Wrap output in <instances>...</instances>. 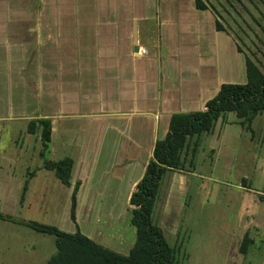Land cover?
I'll return each mask as SVG.
<instances>
[{
	"label": "crops",
	"instance_id": "0c3cea01",
	"mask_svg": "<svg viewBox=\"0 0 264 264\" xmlns=\"http://www.w3.org/2000/svg\"><path fill=\"white\" fill-rule=\"evenodd\" d=\"M222 31L195 0H0V119L51 118L48 158L74 160L66 185L44 167L41 127L34 133L26 127L20 150L0 156V196L14 194L16 207L29 206L37 171H53V189L68 200L66 215L78 184L76 215L93 222L85 231L78 217L81 231L117 249L120 238L106 230L114 227L119 199L132 214L131 195L172 115L205 109L222 83H237L235 72L247 79L245 57L239 64L237 56L222 53ZM226 116L227 132L246 129L235 112ZM216 126L185 139L180 168H193L204 136ZM18 162L25 168L15 177ZM71 222L61 225L74 231ZM256 224L264 228L263 219ZM121 239L130 251L133 242Z\"/></svg>",
	"mask_w": 264,
	"mask_h": 264
},
{
	"label": "rangeland",
	"instance_id": "374dc122",
	"mask_svg": "<svg viewBox=\"0 0 264 264\" xmlns=\"http://www.w3.org/2000/svg\"><path fill=\"white\" fill-rule=\"evenodd\" d=\"M204 1L224 27L222 53L232 59L237 56L238 63L250 56L264 71V0ZM235 76L234 82L247 81L241 77V70ZM29 121L0 119V156L5 158L20 150ZM221 123L218 120L214 134L204 136L193 168L187 166L164 175L153 218L165 230L170 244L177 246L179 264H264V228L256 224L264 221V112L255 118L254 132L240 127L237 134L227 132ZM17 164L15 177L25 168ZM31 169L36 170V166ZM37 172L30 205L16 207V195L0 196V212L71 232L77 230L79 217L84 230H92L93 222L87 220L90 215H76V222L71 211L66 215L68 200L60 189H53L58 179L54 172L45 168ZM119 202L113 214L114 227L106 231L120 238L115 244L121 246L110 248L128 254V244L121 237L134 244L136 229L131 225L132 214L122 199ZM5 205L10 208L4 210ZM71 221L76 224L74 231L61 225L70 226ZM246 234L255 239L244 253L241 244ZM54 239L53 235L0 219V264H46L56 251Z\"/></svg>",
	"mask_w": 264,
	"mask_h": 264
},
{
	"label": "trees",
	"instance_id": "16d2710c",
	"mask_svg": "<svg viewBox=\"0 0 264 264\" xmlns=\"http://www.w3.org/2000/svg\"><path fill=\"white\" fill-rule=\"evenodd\" d=\"M198 9H209L204 0H195ZM218 30H224L219 19H215ZM247 81L244 83H222L218 93L206 102V108L191 112H176L172 115L169 131L165 138L155 141L152 156L143 177L133 191L130 202L134 205L131 223L136 229V240L128 254L115 251L98 243L83 233L80 227L68 232L56 225L35 220L18 219L0 212V219L26 225L40 233L54 236L56 251L47 264H179L174 247L168 241L164 229L154 221L155 206L164 175L184 170L178 166L180 149L185 139L195 132L209 133L219 119L226 122L228 112H235L242 125L252 130L254 118L264 112V71L250 57H245ZM41 127L44 144L42 156L44 167L54 170L56 176L66 185H71L74 160L66 157L60 160L48 158L51 145V118L36 115L29 121L28 132L34 133ZM28 179L24 188L28 187ZM78 184L72 192L71 219L76 222ZM24 195L22 196V201ZM251 239L245 235L241 251L246 252Z\"/></svg>",
	"mask_w": 264,
	"mask_h": 264
},
{
	"label": "built area",
	"instance_id": "2783aa9c",
	"mask_svg": "<svg viewBox=\"0 0 264 264\" xmlns=\"http://www.w3.org/2000/svg\"><path fill=\"white\" fill-rule=\"evenodd\" d=\"M145 51L146 50L143 47H139V49H138L139 54H143V53H145Z\"/></svg>",
	"mask_w": 264,
	"mask_h": 264
},
{
	"label": "water",
	"instance_id": "95a60500",
	"mask_svg": "<svg viewBox=\"0 0 264 264\" xmlns=\"http://www.w3.org/2000/svg\"><path fill=\"white\" fill-rule=\"evenodd\" d=\"M138 48H139V47H138V44H137V45L135 46V50L138 51Z\"/></svg>",
	"mask_w": 264,
	"mask_h": 264
}]
</instances>
